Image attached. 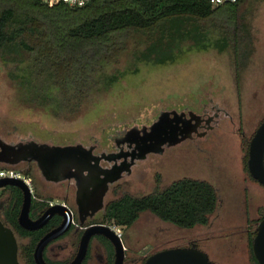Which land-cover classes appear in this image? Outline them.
<instances>
[{"label":"rangeland","instance_id":"rangeland-1","mask_svg":"<svg viewBox=\"0 0 264 264\" xmlns=\"http://www.w3.org/2000/svg\"><path fill=\"white\" fill-rule=\"evenodd\" d=\"M238 9L252 20L257 32L250 59L242 66L238 87L224 62L230 60L228 52H223L230 46L220 49L209 42L215 34L211 30L209 43L207 37L199 43L183 42L172 58L129 59L137 62L138 69H127L110 89L99 88L100 92L93 93L76 109L80 111L76 115L53 113L50 99L42 108H30L17 87L0 72V135L7 140L87 141L116 131L126 117L151 119L158 107L179 103L200 108L205 105L203 97L213 98L216 105L222 102L226 111L206 133L141 155L128 179L113 186L107 197L124 192L141 195L161 189L183 175L211 179L217 185L219 202L207 224L185 227L143 209L131 223L122 226V239L140 252L195 239L213 259L247 264L250 253L246 230L264 209V188L246 170L242 147V134L249 133L264 109V0H243ZM237 89L242 94L239 112L234 97ZM16 165L29 179H38L40 172L35 162L22 160ZM7 188L1 197L11 204L13 194Z\"/></svg>","mask_w":264,"mask_h":264},{"label":"trees","instance_id":"trees-1","mask_svg":"<svg viewBox=\"0 0 264 264\" xmlns=\"http://www.w3.org/2000/svg\"><path fill=\"white\" fill-rule=\"evenodd\" d=\"M242 1L212 4L209 0H87L82 4H69L62 0L54 3L0 0V72L17 87L30 108H42L50 99L53 113L76 115L84 101L100 92L99 88L110 89L127 69L137 70V62L132 61L148 56L154 60L172 58L181 43L190 40L199 43L207 37L206 43H214L220 49L230 46L223 51L228 52L230 60L224 62L229 65L230 78L238 87L242 66L250 59L257 35L252 20L239 12ZM209 30L215 31L210 41ZM236 91L233 96L239 112L242 94L239 89ZM202 100L209 109L218 107L217 118H221L219 115L225 110L222 102L216 105L209 97ZM160 108L155 110L153 118ZM263 115L264 109L249 133L242 134L246 170L248 141ZM132 118H124L116 129L153 119ZM5 165L16 163L0 160V166ZM261 185L264 188V184ZM9 186L14 206L8 207L6 212L10 218H15L22 193L17 185ZM218 202L217 185L213 180L183 175L161 189L141 195L124 192L110 198L101 216L126 225L141 210L149 209L174 224L190 227L207 224ZM263 214L264 209L246 230L250 253L247 264H260L251 241L257 220ZM191 240L189 243L194 241Z\"/></svg>","mask_w":264,"mask_h":264},{"label":"flooded vegetation","instance_id":"flooded-vegetation-1","mask_svg":"<svg viewBox=\"0 0 264 264\" xmlns=\"http://www.w3.org/2000/svg\"><path fill=\"white\" fill-rule=\"evenodd\" d=\"M213 105L214 104H211V106ZM161 110H164L161 120L151 128V122L158 117ZM160 111L150 121L133 122L124 128L113 132L110 131L108 134L104 135L103 138L94 137L87 141L82 139L69 141L80 142L86 146H91V151L89 153L94 157L97 156L100 163L98 168H100L101 172L98 176L109 174L114 167H121L120 174L116 178L108 181V186L103 194V203L93 213L86 215L80 213V197L79 199L76 197V182L73 175L61 178L46 177L39 168L40 173L38 179L34 177L30 179L32 199L29 214L32 217L41 213L49 203L56 201L65 203L71 212V218L66 228L50 237L43 244L42 255L47 261L52 263L69 261L78 250L80 236L85 226L92 222L108 224L115 230L113 225L115 222L107 217L101 216L106 202L110 199L107 197V194L113 186L128 179L129 174L132 172L141 155L156 150L148 146L156 145L161 147L160 150H164L167 145L173 143L169 142V138L176 136V132L178 134L186 133V135L179 140L187 137L199 136L202 133L204 134L213 125L219 113L218 107L209 109L206 106H201L198 108L189 106L188 104L162 106ZM155 140L159 142H155ZM22 160L29 162L33 161L37 164V161L33 157H21L13 162L18 163ZM10 184L12 183L4 184L0 189V218L4 223L9 225L14 232L18 264H37L34 256L36 242L45 231L59 223L62 214L56 211L42 224L33 227L26 226L22 224L18 218L20 201L15 218H10L6 210L8 207L10 209L11 206H14V202L12 201L10 204L9 201L1 197L2 191L7 187V189L12 192L9 186ZM15 195L17 196V194ZM81 203L84 204L83 201H81ZM120 226L122 228L123 225ZM121 234H119V236L122 239ZM192 240L196 241L195 239ZM122 242L123 252L121 264H143L145 256L150 251L140 252L139 248L126 245L123 239ZM116 254L117 249L113 241L108 236L100 232H95L89 236L86 250L76 264H118Z\"/></svg>","mask_w":264,"mask_h":264},{"label":"water","instance_id":"water-1","mask_svg":"<svg viewBox=\"0 0 264 264\" xmlns=\"http://www.w3.org/2000/svg\"><path fill=\"white\" fill-rule=\"evenodd\" d=\"M164 110L151 122L150 127L161 120ZM169 112V111H168ZM186 133L169 138L175 142ZM155 142H159L155 140ZM156 150L161 147L148 146ZM148 149V148H146ZM144 149V150H146ZM91 146L80 142L56 143L46 140L38 141L34 138L16 139L10 141L0 136V159L13 162L21 157H33L46 177L61 178L73 175L76 182V197L79 199L81 214H91L103 203V194L108 181L116 178L121 167L112 168L109 174L99 175L100 165L97 156L91 155ZM144 154V152H143ZM93 157V158H92ZM247 168L252 176L264 184V115L256 124L250 135L246 157ZM12 183L20 187L22 192L21 204L18 213L19 221L26 226H37L46 221L54 212L62 214V218L55 226L45 231L36 242L34 256L37 264H76L83 256L87 241L92 233L100 232L108 236L117 249L116 257L121 264L123 242L119 234L108 224L92 222L85 226L76 254L67 262L52 263L42 255L43 244L53 235L66 228L71 218L68 206L60 201L49 203L37 216L29 214L32 199V189L28 181L19 175L0 176V185ZM84 202V204L81 203ZM88 203V204H86ZM251 247L260 264H264V214L257 220ZM0 264H18L16 258V241L12 228L0 218ZM143 264H230L210 257L208 251L194 241L185 244L165 245L148 252Z\"/></svg>","mask_w":264,"mask_h":264},{"label":"built area","instance_id":"built-area-1","mask_svg":"<svg viewBox=\"0 0 264 264\" xmlns=\"http://www.w3.org/2000/svg\"><path fill=\"white\" fill-rule=\"evenodd\" d=\"M47 3H54V2H57V1H60V0H43ZM62 1H65L69 4H82L84 3L85 1L87 0H62ZM223 1H228V0H209L210 3L212 4H217V3H220V2H223ZM231 1V0H229ZM3 175H19V176H23L27 181L28 183L30 184V179L28 178V176L26 174H24L22 172V170L16 166V165H5V166H0V176H3ZM1 186L0 185V189H1ZM114 225V228L116 230V232L118 234H121L122 233V228L119 224H116V223H113Z\"/></svg>","mask_w":264,"mask_h":264}]
</instances>
